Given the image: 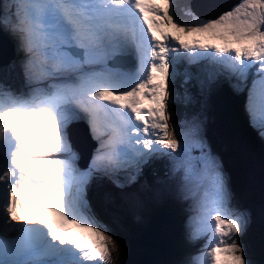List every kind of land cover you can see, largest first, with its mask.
I'll return each mask as SVG.
<instances>
[{
    "label": "snow or ice",
    "instance_id": "6c2138e0",
    "mask_svg": "<svg viewBox=\"0 0 264 264\" xmlns=\"http://www.w3.org/2000/svg\"><path fill=\"white\" fill-rule=\"evenodd\" d=\"M210 7L213 15L204 16L186 3L177 15L178 0H0V31L24 53L28 89L0 82V264H113L117 240L92 211L87 188L96 178L133 184L156 160L170 163L169 176L182 172L186 188L202 189L193 237L207 234L208 242L192 264H249L238 242L247 218L228 206L220 162L198 118L184 128L170 110L177 76L203 89L191 68L211 61L218 71L208 81L227 74L243 90L254 77L245 107L264 139V0ZM191 99L185 88L184 100ZM11 117L32 120L29 134ZM80 121L96 141L84 168L71 141ZM44 163L56 167H26ZM27 205L57 218L22 219L18 209Z\"/></svg>",
    "mask_w": 264,
    "mask_h": 264
},
{
    "label": "rangeland",
    "instance_id": "374dc122",
    "mask_svg": "<svg viewBox=\"0 0 264 264\" xmlns=\"http://www.w3.org/2000/svg\"><path fill=\"white\" fill-rule=\"evenodd\" d=\"M195 7V13L197 15L211 16L213 15V9L210 5H225L228 6L232 3V1L228 0H203L208 3V7L203 5L198 7L196 5L197 1L193 0ZM236 0L234 3H237ZM178 9L183 12V5L178 1ZM9 37L10 34L5 31ZM12 38V37H11ZM13 42L15 39L13 37ZM8 41V42H7ZM4 42L3 47L1 48V54L5 55V61L11 60L13 55L16 53V57L14 60H11L8 65H15L12 68L4 69V67H0V82L7 84L11 89L20 90V92H27L26 81L24 79L23 73L20 70V62L22 59V55L24 53L20 50L18 46L12 45L9 42V39ZM17 47V48H16ZM13 48V49H12ZM17 51V52H16ZM7 54V55H6ZM12 56V57H11ZM9 57L10 59H8ZM131 58V64L134 66V57L129 56ZM20 59V60H19ZM128 59V58H127ZM129 64V60H128ZM7 65V64H6ZM181 72L186 64H181ZM203 69V71L198 72L197 69ZM192 72L196 74V76L200 77V79L205 80V84L203 89L200 88L197 79H193L187 85L183 83V76H177L174 91H176V87L179 90L182 99L184 100V92L185 88L188 89L191 94L192 99L195 98L196 95H199V99L201 102L199 103V110H191L190 115L185 114V118L183 122L190 120L193 116L197 117L200 122V136L205 141L208 146V149L211 153L219 160L220 155L218 153L224 152L228 157L225 158L222 165L227 166L226 168L220 167L225 178L226 188L228 189L229 199L228 206L235 212L243 213L245 216L248 215L250 211V207L255 210L256 216L255 221L252 223L248 233V238L246 242L241 243L244 240V233H240L238 237V242L241 243V246L244 249L246 258L249 261V264H264V261L261 258V253L264 252V144L262 139L258 135L257 131L253 129V127L248 124V128L252 131L248 133L245 137L242 136L240 132H235L232 128L226 126V122H221L224 120L222 118L221 109L223 106L222 103L220 105L216 104L217 97L216 92L219 93L220 88L224 82L228 83L231 91L237 94L243 95L241 90H237L233 87L235 82L232 84V79L229 80L226 78L227 74L219 75L215 81H208L207 74L218 71V66L214 65L211 61H200L198 65L192 66ZM6 75L7 78L4 77ZM21 77V79H18ZM10 78V79H9ZM185 85V86H184ZM181 86V87H180ZM196 86L195 95L190 92L189 87ZM178 97V94H177ZM184 102L188 106L195 104L196 101H188ZM244 115L249 121V116L246 111H244ZM177 120V118H174ZM26 125L31 126L32 120L26 119ZM173 123V122H172ZM232 124L231 122H229ZM177 124V122H176ZM187 125L185 124L184 128ZM74 128H84V134L87 133V140L94 141L91 138V135L87 132L88 127L84 121L78 122L77 126H72L71 130ZM87 129V130H86ZM255 132V133H254ZM250 134L253 137H250ZM258 138H257V136ZM246 138L249 139V143L246 141ZM256 138L255 143L251 144L250 140ZM260 141V142H259ZM260 143L262 145H260ZM253 149L254 157L258 160H253L252 157L251 165H247V168L242 167V159L248 153L247 150ZM246 152V153H245ZM197 154L198 153H194ZM91 159V158H90ZM242 162V163H241ZM253 165V166H252ZM28 167V165H26ZM49 169L55 168L54 164H49ZM86 167V166H85ZM147 167V166H146ZM170 168V163L167 160H157L148 165L146 170H151L152 175H155L153 181L148 185L144 179H141V176L138 180L133 184H125L123 187H117L110 180H108L105 184L104 178H96L97 184H90L92 191L89 192V196L87 195V199L93 203L90 204L91 207H95L98 201H103V203H98L99 206L105 207L110 203L111 197L108 196L109 189L112 190L118 195L121 194L123 197V205H121V201L116 202V207L113 206L111 208L104 209L109 210L107 215L111 216H119L125 218L128 223H130V228L127 229V225L124 224L125 231L123 234L127 235V238L124 237V241L122 243L123 248L128 250V254L130 252V247L134 248L135 241L134 239L138 234H140L143 229L146 230V226L150 223L151 218L154 212L158 211V208L164 209L163 216H169L171 220V224L174 227L173 234L171 235V242L169 243L168 251L166 252L165 246H162V251L166 253V257L170 258L169 264H192L193 258H198L201 256L202 252L205 250L204 245L205 242L201 236L193 237V233L196 230V218L198 216L197 203L202 194V190H196L192 185H188L187 188L184 185L182 180V172L176 173L174 176H169L167 173ZM236 178L238 183L237 188L232 186V179ZM240 183V184H239ZM104 187L102 189V185ZM230 187V189L228 188ZM102 189V190H101ZM239 190V191H238ZM191 191H194L195 194H191ZM230 194L234 197V199L241 203L246 207L237 208L231 203L232 197L230 198ZM249 194H257L254 199L246 198ZM116 195V196H117ZM109 197V198H108ZM147 203L148 206H144L139 210H133L135 206L138 204ZM129 205V210L127 212L126 206ZM131 206H133L131 208ZM106 208V207H105ZM94 213L100 217V213L98 211H94ZM142 211H145L144 213ZM248 215V219H249ZM188 220L190 224L189 229L182 228V222ZM110 219V218H109ZM152 228H157L160 225L157 221L153 220ZM185 224V223H184ZM73 226V225H71ZM108 228H110L108 226ZM151 228V229H152ZM74 231H78L74 228ZM111 229V228H110ZM138 229L140 230L138 232ZM172 228L170 226L163 228V233L165 232L168 236ZM255 235V237H254ZM73 238L74 235L72 233ZM134 236V239H132ZM254 237V239H252ZM129 239V240H128ZM130 241V243H129ZM253 243H251V242ZM121 243V242H120ZM141 246V244H140ZM172 249L175 250V255L172 253ZM158 251V250H157ZM137 252V251H136ZM135 252V253H136ZM121 249L119 248V254L114 255L113 264H122L121 261ZM127 251H125V254ZM165 260H158L157 264H164Z\"/></svg>",
    "mask_w": 264,
    "mask_h": 264
},
{
    "label": "trees",
    "instance_id": "16d2710c",
    "mask_svg": "<svg viewBox=\"0 0 264 264\" xmlns=\"http://www.w3.org/2000/svg\"><path fill=\"white\" fill-rule=\"evenodd\" d=\"M181 1L183 2L184 0H181ZM182 13L183 12L178 9L177 15H181ZM2 33L5 34L6 32L2 31ZM15 58H17L16 57V53H15L14 58H12L11 60H14ZM11 60L5 61L0 66L4 67V69H8L11 66H12V68H15L14 67L15 65H8V63H10ZM181 66L182 65L179 66V71L182 70ZM178 76L181 77V75H178ZM4 77L7 78L6 75H4ZM18 79H21V77H19ZM189 89H190V92L194 93V95H195L194 91L196 90V86H190ZM12 90L17 92V93H20V90H16V89H12ZM176 91H177L178 97L176 98L175 102L170 105V108L174 111V118H177L176 121H178V120L184 119L186 113H187V115H190V111L191 110H199V103L201 102V100L199 99L200 96L196 95L195 98L191 99L193 102L196 101L195 104H193L191 106H188V109H187V105L184 102V100L182 99V96H181L179 90L177 89V87H176ZM216 97H217L216 104H218V105H220L221 103L223 104V105H220V106H223L222 109H221V113H222V118H224V120L221 121V122H226V126L227 127L232 128L235 132H237V131L240 132L243 137L248 135V133L252 132L248 128V124L247 123H249V121L246 118V116L244 115V111H243V95L232 92L230 87L228 86V83L224 82V84H222V87L219 90V93L216 92ZM229 122H231L232 124H230ZM250 137H253V135L250 134ZM255 140H256V138L250 140V143L251 144L255 143ZM246 141L249 143V139L248 138H246ZM247 151L250 153V156H249L248 153L245 152L247 155L245 157L243 156L244 159L241 160L243 162V163L241 162L243 169L247 168V165H251V160L250 159L252 157H254L253 149L247 150ZM221 154H222V157H224V158L227 157V155H225L224 152H221ZM253 160H256L258 162L256 157H254ZM154 177H155V175H152L150 169L149 170H144L143 178H146L147 179L146 181H148V183H151L153 181ZM236 183H238V181L236 180V178H233L232 179V186L234 188H237V184ZM116 195L117 194H115L114 192L110 193V189H109L108 196H110L112 200H110V203L108 204L109 207H106L105 209L111 208L113 206V204L116 207L115 203L119 202L121 200H122L121 201V205H123L124 201H123L122 195L119 194V193H118L117 196ZM256 196H257V194H249L248 196H246V198L254 199ZM144 206H148V204L147 203L146 204L145 203H142V204L140 203V204H138V206H135V207L131 206V208L132 207L135 208V209H133L135 211V210H139L140 208H142ZM248 206L250 207V209L252 211V214H253V217L255 218V216H256L255 210L251 207L250 204H248ZM125 208H126V210L128 212L130 207L128 205ZM160 209H162V208H160ZM160 209L158 208V210H160ZM108 212H109V210H106L105 212L103 211L100 214L99 219L105 225H107V227L109 226L111 228V232H112V234L114 235V237L117 240L118 247L121 249V253H120L122 255L121 256V261H123V253L125 251H127V249H124L123 245H122V243L125 242L124 241L125 240L124 237L127 238V235H125L123 233L125 231H127V229L130 228V223H128V221L125 218H123V217L122 218L119 217V216H111L110 217L109 215H107ZM142 212L144 213L145 211H142ZM124 224L127 225V229H125ZM249 229L247 230V232L249 231ZM139 231L140 230L138 229V232ZM247 232H246V234L244 236L245 240H249ZM132 237H134V236H132ZM254 237H255V235H254ZM254 237L252 239H254ZM129 243H130V241H129ZM251 243H253V242H251ZM263 243H264V241H263ZM261 258L264 261V252L261 253Z\"/></svg>",
    "mask_w": 264,
    "mask_h": 264
},
{
    "label": "bare ground",
    "instance_id": "6f19581e",
    "mask_svg": "<svg viewBox=\"0 0 264 264\" xmlns=\"http://www.w3.org/2000/svg\"><path fill=\"white\" fill-rule=\"evenodd\" d=\"M197 1V0H196ZM233 2L230 4L232 5ZM229 6V5H228ZM192 7L194 9H197L195 7V4H194V1L192 0ZM11 37H9L6 33L3 34L2 31H0V50L1 48L3 47L4 45V42L7 41V39H9V42L12 44V45H15V46H18V42L17 40L15 39V42H13V35H11ZM8 42V41H7ZM17 48V47H16ZM13 49V48H12ZM17 52V51H16ZM0 55H1V52H0ZM15 54L13 55V58H14ZM12 57V56H11ZM9 58V57H8ZM10 59V58H9ZM20 59H24V55H22V57H20ZM19 59V60H20ZM21 60V61H22ZM128 60H129V64L131 65V67L133 66L131 64V58L128 57ZM9 61V60H8ZM134 63H135V60H134ZM233 81L232 80V84H233ZM237 82H235L236 84ZM243 92V111H246V103H247V99H248V88L245 87L243 90H241ZM247 113V112H246ZM12 119L14 120H17L18 121V124H17V129L18 131H20L21 133H26V127L24 125V120L25 118L24 117H11ZM74 126H77V123L74 124ZM74 129H79V128H74ZM80 130L83 131L84 133V128H81ZM87 130V129H86ZM87 132L89 133V131L87 130ZM25 135V134H24ZM90 135V133H89ZM257 135V134H256ZM85 136H87V133L85 132ZM92 138V137H91ZM258 138V136H257ZM261 138V137H260ZM259 139V138H258ZM262 139V138H261ZM260 142V141H259ZM262 142L264 144V139H262ZM260 145H262L260 143ZM48 164V163H47ZM28 167H32V168H38V167H35L34 164H29ZM41 171H47V170H42ZM96 179H94L90 184H97L98 182L95 181ZM90 184L87 188V195L89 196V192L92 191V188L90 187ZM202 190V189H201ZM92 199V202L93 203V198L90 197ZM105 207H107L105 205ZM18 214V212H17ZM19 215V214H18ZM164 215V209H160L156 212H154L152 218H151V221L155 220L157 221L160 225H158L157 228H152L151 230L150 229H143V231L137 236V239H140V242H141V249L143 251V255L142 257H144L145 259H153V260H165L164 261V264H168V260H170V258L166 257V253L165 252H162L160 256L158 255H153L154 253L150 252L151 250L155 249V248H159V247H162V246H165L164 248L166 249V252L168 251V248H169V243L171 242V240H169V238H171V235L173 234V230L170 231V233L168 234V236H166L167 234L163 231V228L164 227H167V226H170L172 228V224H171V220H170V217L168 216H163ZM45 216L50 219L51 221H55V219L57 218L56 217V214L55 213H52V212H49L47 211L45 213ZM151 224H153V222H151ZM70 228H73V226L71 225H68ZM14 235V234H13ZM68 236L69 238H73L72 236V233H68ZM152 254V255H151ZM194 259V258H193Z\"/></svg>",
    "mask_w": 264,
    "mask_h": 264
},
{
    "label": "water",
    "instance_id": "95a60500",
    "mask_svg": "<svg viewBox=\"0 0 264 264\" xmlns=\"http://www.w3.org/2000/svg\"><path fill=\"white\" fill-rule=\"evenodd\" d=\"M226 1H228V0H226ZM230 1H233V0H230ZM132 239H134V237ZM134 241H135L134 248L130 247V253L124 258V264H136V263L137 264H157L158 259L153 260V259H145L144 257H142V255L144 253L140 247V239H137V236L134 239ZM161 249H162V247L155 248V249L151 250L150 252L154 253L153 255H155V256L156 255L160 256L161 253L163 252Z\"/></svg>",
    "mask_w": 264,
    "mask_h": 264
},
{
    "label": "clouds",
    "instance_id": "9594fccd",
    "mask_svg": "<svg viewBox=\"0 0 264 264\" xmlns=\"http://www.w3.org/2000/svg\"><path fill=\"white\" fill-rule=\"evenodd\" d=\"M9 33V32H8ZM10 34V33H9ZM11 36V34H10ZM12 37V36H11ZM71 141H72V145L73 147H76L77 150L79 152H86V151H90V150H93V148L95 147V141H90V140H87L85 137H82L80 136L79 134L77 133H73L71 135ZM151 178V177H150ZM148 185L150 183H148V181H145ZM152 228V224L149 223L147 226H146V229H150L151 230ZM172 230H174V227L172 226ZM141 244V242H140ZM141 247V246H140ZM132 249V248H131ZM133 250V249H132ZM130 253V252H129ZM128 255V250H127V253L125 254V252L123 253V263L124 264V258ZM122 256V255H121ZM115 257V256H114ZM137 264V263H136Z\"/></svg>",
    "mask_w": 264,
    "mask_h": 264
}]
</instances>
